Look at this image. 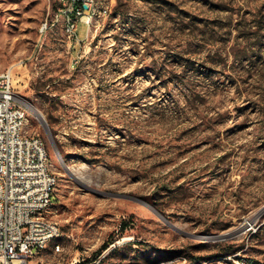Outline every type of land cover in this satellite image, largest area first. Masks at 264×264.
<instances>
[{"label": "rangeland", "instance_id": "obj_1", "mask_svg": "<svg viewBox=\"0 0 264 264\" xmlns=\"http://www.w3.org/2000/svg\"><path fill=\"white\" fill-rule=\"evenodd\" d=\"M108 1L71 45L42 31L56 0H0V72L58 176L61 250L34 263L264 264V0Z\"/></svg>", "mask_w": 264, "mask_h": 264}, {"label": "built area", "instance_id": "obj_2", "mask_svg": "<svg viewBox=\"0 0 264 264\" xmlns=\"http://www.w3.org/2000/svg\"><path fill=\"white\" fill-rule=\"evenodd\" d=\"M56 2L42 31L61 23L71 45L83 41L78 36L80 22L88 25V37L95 27L90 18L99 23L111 12L108 0L105 15H97L98 2L93 0ZM27 121V106L14 89L11 66L0 72V264H35L52 244L56 252L61 250L63 232L51 213L58 176L43 138L26 131Z\"/></svg>", "mask_w": 264, "mask_h": 264}, {"label": "water", "instance_id": "obj_3", "mask_svg": "<svg viewBox=\"0 0 264 264\" xmlns=\"http://www.w3.org/2000/svg\"><path fill=\"white\" fill-rule=\"evenodd\" d=\"M39 114H41V113H39ZM41 115H42V114H41ZM42 117H43V115H42ZM43 118H44V117H43ZM44 121H45V124H46V125H44L45 130H46L47 134H48L49 137H50V140H51V142H52V144H53V147H54L55 152L58 154L59 159L61 160V163H62L63 166H64L65 163H63V159H62V157H61V155H60V153H59V151H58V148H57V146H56V144H55V142H54V139H53L52 134H51V132H50L49 126H48V124H47V122H46L45 119H44ZM153 210H154V209H153ZM155 212L160 216V218H163L162 215H161L159 212H157L156 210H155ZM263 212H264V208L261 209L260 214L263 213ZM174 228H175V227H174ZM231 234H232V233H226V234L216 235V236H212V237L197 236V238H198V239H215V240H221V239H225V238L231 236Z\"/></svg>", "mask_w": 264, "mask_h": 264}, {"label": "trees", "instance_id": "obj_4", "mask_svg": "<svg viewBox=\"0 0 264 264\" xmlns=\"http://www.w3.org/2000/svg\"><path fill=\"white\" fill-rule=\"evenodd\" d=\"M228 248H229V252H230V254L231 255H236L237 254V252H238V250H240V248L239 247H237V246H235V244H230L229 246H228ZM218 255H214V256H212V257H205V256H195L193 259H194V263L195 264H204L205 262H207V261H209L210 259H212V258H214V257H217ZM235 259H238V260H240V259H242L239 255H236L235 256Z\"/></svg>", "mask_w": 264, "mask_h": 264}, {"label": "bare ground", "instance_id": "obj_5", "mask_svg": "<svg viewBox=\"0 0 264 264\" xmlns=\"http://www.w3.org/2000/svg\"><path fill=\"white\" fill-rule=\"evenodd\" d=\"M93 1H95V0H93ZM93 19H94V18H90V26H91V24H92ZM52 27H53V26H52ZM36 113H37V116L39 117L40 121L42 122V124L45 125V121H44V118L42 117V115L39 114L38 112H36Z\"/></svg>", "mask_w": 264, "mask_h": 264}]
</instances>
